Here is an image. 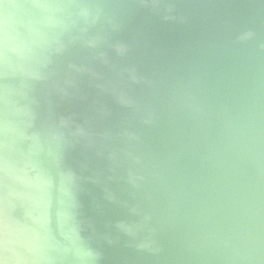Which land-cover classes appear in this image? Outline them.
<instances>
[{"label":"water","instance_id":"1","mask_svg":"<svg viewBox=\"0 0 264 264\" xmlns=\"http://www.w3.org/2000/svg\"><path fill=\"white\" fill-rule=\"evenodd\" d=\"M121 2L33 82L73 134L80 242L103 264H264V0Z\"/></svg>","mask_w":264,"mask_h":264},{"label":"clouds","instance_id":"2","mask_svg":"<svg viewBox=\"0 0 264 264\" xmlns=\"http://www.w3.org/2000/svg\"><path fill=\"white\" fill-rule=\"evenodd\" d=\"M121 0H0V264H103L80 242L72 133L44 117L33 82L81 24L112 22ZM40 126L37 127V122ZM35 131L29 132V129Z\"/></svg>","mask_w":264,"mask_h":264}]
</instances>
